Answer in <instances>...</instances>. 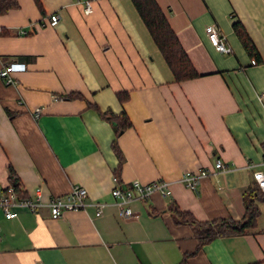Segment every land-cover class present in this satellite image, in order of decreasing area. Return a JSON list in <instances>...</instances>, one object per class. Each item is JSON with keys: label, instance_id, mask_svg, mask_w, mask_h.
Listing matches in <instances>:
<instances>
[{"label": "crops", "instance_id": "1", "mask_svg": "<svg viewBox=\"0 0 264 264\" xmlns=\"http://www.w3.org/2000/svg\"><path fill=\"white\" fill-rule=\"evenodd\" d=\"M17 2L0 16V68L25 64L14 84L0 78V190L11 166L25 196L37 186L49 196L78 184L88 203L106 206L102 215L88 205L57 219L47 207L11 219L0 211V264H179L198 242L170 207L199 221L244 216L252 172L264 171V103L257 98L264 90V0H155L199 75L180 82L132 0ZM52 13L60 18L53 27L44 23ZM235 22L259 62L251 63ZM209 25L228 53L210 44ZM70 93L80 97L66 98ZM104 114L124 115L130 125L117 135L116 121ZM216 160L229 171L195 191L180 182L185 171L213 170ZM113 177L123 187L164 180L170 193L133 202L135 216L125 219L112 204ZM256 204L255 228L214 237L184 264H264V202Z\"/></svg>", "mask_w": 264, "mask_h": 264}, {"label": "built area", "instance_id": "2", "mask_svg": "<svg viewBox=\"0 0 264 264\" xmlns=\"http://www.w3.org/2000/svg\"><path fill=\"white\" fill-rule=\"evenodd\" d=\"M90 1L83 2V12L85 14L91 13ZM44 22L48 26H55L60 18L58 13H52L46 16ZM205 32L210 44L214 49L220 53H228L229 47L224 42L223 37L220 36L218 29L214 25H209L205 28ZM20 34H26L25 31H20ZM251 63H254L252 60ZM25 70V64L18 61H12L0 68V78L5 84H14V74ZM257 98L264 103V90L261 91ZM42 108H35L33 114L38 116ZM261 164L264 165V151L261 158ZM229 168L225 166L220 160L214 163V169L200 168L196 171H185L180 182L189 190L195 191L200 182L211 175H216L218 172H227ZM253 184L260 190L264 191V171L254 170L252 172ZM113 187L110 195L113 198V206L117 209L118 214L125 218L135 216L131 204L138 200L147 199L155 194L162 197L169 195V183L164 180H154L152 182L142 183L139 180H132L128 186H121L116 177H113ZM43 188L37 186L29 195L20 197L12 185H8L3 190H0V211L6 219L17 217L21 211H28L35 215L38 214L39 209L47 207L50 214V219H57L64 213L76 210H85L88 205L95 208L97 215H102L106 203L90 202L87 200V190L85 187L75 184L65 194L44 196Z\"/></svg>", "mask_w": 264, "mask_h": 264}, {"label": "trees", "instance_id": "3", "mask_svg": "<svg viewBox=\"0 0 264 264\" xmlns=\"http://www.w3.org/2000/svg\"><path fill=\"white\" fill-rule=\"evenodd\" d=\"M34 1L38 5V0ZM132 2L170 69L174 81L180 82L199 77L155 0H132ZM18 7L19 4L17 0H0V16ZM233 30L243 48L247 51V54L255 63L259 62L258 53L241 24L235 22L233 24ZM79 97L80 95L77 93H70L66 96V98L69 99ZM96 110L100 114V111L98 109ZM104 117L116 121L117 135L130 125L129 120L124 115L113 117L104 114ZM112 146L120 157L114 142ZM7 171L9 185L14 187L18 196L24 197L25 194L20 188V182L15 171L11 166H8ZM257 202H264V191L253 184L251 187L247 188L243 194L244 216L238 220L231 217H221L209 221H199L190 212L178 211L175 207H170L169 210L171 211L174 222L176 224L187 225L198 242L196 249L192 253L186 254L179 264H184L186 256L195 254L202 245L209 242L214 237L245 234L248 230L255 228L257 223L256 220L259 216Z\"/></svg>", "mask_w": 264, "mask_h": 264}]
</instances>
